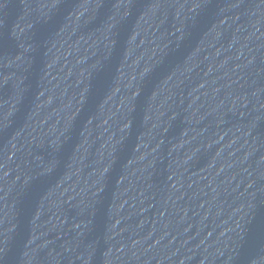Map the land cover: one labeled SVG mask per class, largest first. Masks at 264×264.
I'll list each match as a JSON object with an SVG mask.
<instances>
[{
  "label": "water",
  "instance_id": "obj_1",
  "mask_svg": "<svg viewBox=\"0 0 264 264\" xmlns=\"http://www.w3.org/2000/svg\"><path fill=\"white\" fill-rule=\"evenodd\" d=\"M0 264H264V0H0Z\"/></svg>",
  "mask_w": 264,
  "mask_h": 264
}]
</instances>
